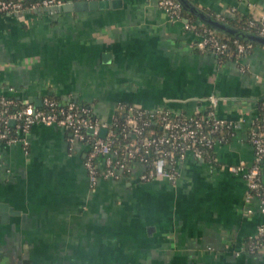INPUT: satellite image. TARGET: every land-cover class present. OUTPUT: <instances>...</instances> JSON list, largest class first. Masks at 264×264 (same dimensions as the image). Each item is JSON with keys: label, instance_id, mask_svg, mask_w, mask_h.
<instances>
[{"label": "crops", "instance_id": "crops-1", "mask_svg": "<svg viewBox=\"0 0 264 264\" xmlns=\"http://www.w3.org/2000/svg\"><path fill=\"white\" fill-rule=\"evenodd\" d=\"M187 1L181 19L157 0L0 13V97L73 98L105 120L120 101L186 114L212 106L237 124L215 145V161L188 153L175 180L145 179L137 163L93 185L88 146L71 148L56 125L0 140V264H264V249H246L264 214L227 168L254 157L248 133L264 100V43L250 40L237 61L197 49L199 28L185 26L192 18L218 31L210 17L259 34L231 19L258 17L264 0Z\"/></svg>", "mask_w": 264, "mask_h": 264}, {"label": "built area", "instance_id": "built-area-1", "mask_svg": "<svg viewBox=\"0 0 264 264\" xmlns=\"http://www.w3.org/2000/svg\"><path fill=\"white\" fill-rule=\"evenodd\" d=\"M64 3L65 0H0V13L21 15ZM157 3L171 19L183 17L180 0H157ZM185 26L199 28L200 37L194 44L197 49L212 51L220 57L232 58L234 55L238 61L252 46V42H243L237 37L225 38L216 29L196 23L192 18L186 19ZM246 27L264 35V11L258 17H250ZM231 42L235 45L233 51H230ZM118 113L123 114L121 128ZM35 123L66 129L71 148L79 142L88 146L84 164L93 185L101 177L130 175L137 163L144 165L142 176L145 179L165 176L175 180L177 165L188 153L204 158L207 149H213L218 142L228 141L237 127L234 122L218 116L212 106L201 113L186 114L169 107L150 109L120 101L111 119L105 120L97 116L90 103L73 98L60 100L45 95L42 104L35 105L29 100L19 101L6 95L0 97V140L14 142ZM116 126L121 131L119 137ZM103 127L107 128L105 136L100 135ZM248 138L254 147L253 160L230 164L227 168L245 179L247 199L256 198L264 214V102L262 114L249 129ZM24 141L27 143L26 139ZM246 249L250 252L264 249V221L249 237Z\"/></svg>", "mask_w": 264, "mask_h": 264}, {"label": "water", "instance_id": "water-1", "mask_svg": "<svg viewBox=\"0 0 264 264\" xmlns=\"http://www.w3.org/2000/svg\"><path fill=\"white\" fill-rule=\"evenodd\" d=\"M184 4H188L187 0H181ZM120 0H68L64 4L60 6H51L50 9L55 10L56 8H63L65 10H86V9H95L99 7H107L110 4H117ZM202 15V14H201ZM209 23H211L215 28L219 30H223L224 32L232 35H242L247 40H253L256 42L264 43V35L255 34L251 32H244L236 27H233L229 24L219 22L214 20L210 17L205 18ZM14 123V121H11ZM107 132V128L103 127L100 131L101 136H105ZM7 205L2 204V209L5 208Z\"/></svg>", "mask_w": 264, "mask_h": 264}, {"label": "trees", "instance_id": "trees-1", "mask_svg": "<svg viewBox=\"0 0 264 264\" xmlns=\"http://www.w3.org/2000/svg\"><path fill=\"white\" fill-rule=\"evenodd\" d=\"M28 1H31V0H28ZM248 20H249V18H241L240 16H236V17H234L233 19H231V21L236 25V26H238V27H240V28H246V29H249L248 27H246V24L248 23ZM224 37L225 38H230V39H233V38H239L241 41H243V42H251L250 40H247V39H245L244 37H242V36H240V35H232V34H225L224 35ZM232 43V42H231ZM235 49V45L232 43V45H231V49H230V51H233ZM221 57H226V56H224V55H221ZM232 58H235V56L233 55L232 56ZM50 96H53V95H51V94H49ZM53 97H55V96H53ZM264 102V100H260L259 101V107H260V113H259V117L261 116V114H262V103ZM11 109H14L13 108V106H12V108ZM206 110V109H205ZM204 111V110H203ZM203 111H200L199 113H201V112H203ZM118 115H119V126H120V128L123 126V121H124V119H123V114L122 113H118ZM258 117V118H259ZM157 129H159V127L157 126ZM116 131H117V137H119L120 136V134H121V131H120V129H119V127H117L116 126ZM221 132H224V130L222 131L221 130ZM88 133V132H87ZM230 136V135H229ZM215 148V147H214ZM214 148L213 149H207L206 151H205V156H204V158H206V159H208V160H211V161H215V155H214Z\"/></svg>", "mask_w": 264, "mask_h": 264}, {"label": "rangeland", "instance_id": "rangeland-1", "mask_svg": "<svg viewBox=\"0 0 264 264\" xmlns=\"http://www.w3.org/2000/svg\"><path fill=\"white\" fill-rule=\"evenodd\" d=\"M218 34H220V35H224V34H223L221 31H219V30H218Z\"/></svg>", "mask_w": 264, "mask_h": 264}]
</instances>
